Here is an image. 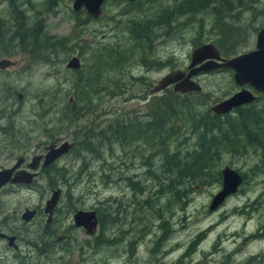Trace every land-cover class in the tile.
<instances>
[{
	"label": "rangeland",
	"instance_id": "374dc122",
	"mask_svg": "<svg viewBox=\"0 0 264 264\" xmlns=\"http://www.w3.org/2000/svg\"><path fill=\"white\" fill-rule=\"evenodd\" d=\"M16 1L18 5L21 1L20 6L24 9V13L31 16L29 21H32L37 10V15L49 34L64 36L69 41L78 38L75 39V44L81 47L84 55L77 57L80 68L75 72L66 68L65 62L71 56H77L79 49L77 46L67 57L59 56V60L54 58L30 61L25 56L16 53L6 56L0 54V59L9 58L15 62L13 66L0 71V112L3 113L1 107L5 105V109L8 106L13 108V111H9L13 114L8 120H5V116H0V127L2 125L3 128L18 130L21 138L17 133L15 139L17 138L18 144L28 143L31 150L40 148L42 144L55 137L68 139V142L73 143L69 153L55 163L56 167H63L67 171L70 186L67 193H65L67 188L65 190L58 186L62 191L55 205L53 222L49 225L55 234L50 238L53 243H47L46 252L37 253L34 243L39 241L38 235L44 234L45 215L41 210L45 199L50 195L46 180L48 176L38 175L30 187L6 184L0 188V232L12 233L17 237L16 250L5 247V242L0 240V264H122L123 259L126 260H124L125 264H160L161 261L164 264L173 262L176 264H264V172L254 173L252 171L253 164L260 162L262 156L258 150L248 148L234 154L220 153L218 171L227 165L241 175L242 182L237 192L226 197L216 209L209 211L208 204L211 197L220 189V180L201 187L193 185L192 190L185 197L186 204L182 209L179 205L172 203L171 214H168L165 209L162 210L170 221L168 222L170 236L164 244L159 245L155 253L149 252L148 249L152 245V233L158 232L157 225H154L152 232L140 239L131 231L124 237L125 240L128 237H136L134 257L128 258L122 250H116V255H110L109 252L113 246L107 250H101L90 245H82L80 250H73L75 246L83 243V240L90 241L89 236L81 228L72 224L71 214L73 212L93 210L105 199H110L111 207L115 209L117 203H113L112 200L115 198L120 201L118 216L121 215L124 207L125 222H131L133 219V215L129 213L131 206L126 205L131 203L129 200L131 192L125 186L124 177L138 179L144 186L149 183L150 179L145 177L146 167L143 164L148 152L145 143L128 144L125 147L109 142L110 148L105 147V144L99 147L97 152L99 157L94 159V154L74 147V139L71 135L88 130L87 136L90 138L86 141L96 144L91 139V136H94L93 133L98 131V128L95 130L94 128L103 124L108 118L114 115L118 117L136 115L143 118L149 100L160 94H151V86L155 85V82L168 69L172 71L188 65L190 52L195 48L190 44L193 33L187 31L181 38L176 37L165 41L156 37L151 54L156 58L155 62H163L165 66L158 67V63L153 62L148 64L151 58H145L147 55L143 50L141 53L143 64L133 61L121 71L101 69L99 72L101 78L97 79L98 82L104 83L119 76L125 83L114 90H101L95 94H88L90 100L87 105L89 107L71 115L70 119L73 123L67 127L62 123H57V117L66 116L65 112H68L70 105V107L83 105L81 102H76L77 92L72 84L75 83V76L82 75L81 78H83L88 75L86 57L93 48L98 47V44L112 40V33L123 34L121 27L123 25L121 23L116 25L115 22L119 17L120 7L119 5L116 7L113 1L107 0L101 5L98 18L93 19L89 16L91 20L74 26L70 13H79V18L84 15V10L73 11L71 9L72 0H59L50 12L42 11L41 14L39 9L42 0H30L31 6L24 4V0ZM261 7L264 8V0H258L255 6L257 9ZM8 12L7 0H0V19H4L6 24H11L13 20H10ZM204 17L205 28H208L209 17ZM249 17V11L241 14L239 24L243 25L248 22ZM263 20L257 15L254 18L255 26H262ZM252 24L254 25V22ZM253 37L254 35L247 47H242L239 52L253 47ZM84 48H87V51ZM134 77H142V79L133 80ZM194 80L201 87V91L206 94L208 107L238 89L233 82L231 72L225 69L199 73ZM4 88L7 89V93L3 91ZM11 89L19 91L22 98L17 100ZM55 127L58 128L55 129ZM52 133L54 134L51 135ZM4 138L10 137L0 132V140ZM23 138H28L26 144L22 141ZM179 145L182 153L188 148L186 143L181 141ZM172 146H174V141L170 144V148ZM26 149L28 151V148ZM5 153L0 143V162ZM157 156L159 155L146 160L150 163L148 167L154 170L156 175L161 170ZM89 175H91L90 178ZM104 175H107L106 177L111 181L104 183L103 180L106 178ZM118 178H120L119 181ZM151 182L145 186L147 190L142 191L138 196L139 199L145 197L149 189L157 188ZM163 200L164 198L160 197L161 204ZM252 201L254 202L251 203ZM105 205L108 203L106 202ZM26 207L38 209V214L29 222H22L20 215ZM71 207L74 210H71ZM143 212L150 222L158 223L152 213ZM139 214L138 211L134 216L137 217ZM128 226L129 224H125L123 228ZM96 231H98L97 226ZM105 233L109 236L114 235V231L110 229H107ZM197 234L202 237L194 245V249L181 257L178 263L176 261L178 256L186 250L192 240H196ZM57 236H62L58 242L55 241Z\"/></svg>",
	"mask_w": 264,
	"mask_h": 264
},
{
	"label": "trees",
	"instance_id": "16d2710c",
	"mask_svg": "<svg viewBox=\"0 0 264 264\" xmlns=\"http://www.w3.org/2000/svg\"><path fill=\"white\" fill-rule=\"evenodd\" d=\"M58 1L42 0L40 14L42 11L50 12ZM111 1L116 7L118 5L120 7V14L115 22L116 25L120 23L123 25L121 26L123 34L112 33V40L98 44V47L93 48L86 57L88 75L83 78H81L82 75L75 76V83L72 84L77 92L76 102H81L83 105H72V107L70 105L68 112H65L66 116L59 115L57 117V123H62L67 127L73 123L70 119L71 115L89 107L87 105L90 100L88 94H95L101 90H114L125 83L119 76L104 83L98 82L97 79L101 78L99 75L101 69L109 68L111 71H121L133 61L143 64L141 58L143 50L147 55L145 58H151L148 64L153 62L158 63V67L165 66L161 61V63L155 62L156 58L151 54L156 37L165 41L176 37L181 38L187 31H190L193 33L190 38L191 46L196 47L202 43L211 42L222 56L230 57L237 54L242 47H247L256 29L264 26V20L262 26H255L254 18L257 15L264 19V8H255L258 0ZM18 3L19 5L16 0H7L8 14L10 20H13L11 24H6L4 19H0V46L3 47V49L0 48V54L2 56L16 53L25 56L30 61L54 58L59 60V56L67 57L76 46L79 48L76 57L84 55L81 47L75 44V39L78 38L69 41L64 36L49 34L41 23L37 10L32 21H29L31 16L24 13V9L20 6L21 1ZM25 3L31 6L30 0H24ZM248 11L250 12L248 22L243 25L239 24L241 14ZM78 14L77 12L70 13V17L74 20V26L85 24L91 20L85 12L79 18ZM204 16L209 17L208 28H205ZM10 42L14 44V50H10ZM86 49L84 48V50ZM89 49L91 48L89 47ZM78 70L77 68L73 71L77 72ZM132 79L141 80L142 77ZM206 99L207 96L202 91L164 92L149 100L143 118L136 115L130 117L114 115L103 124L96 126L94 130L98 128V131L93 133L94 136H91L96 144L86 141L90 138L87 136L88 130L71 135L74 139V147L89 151L94 154V159L99 157L98 148L104 144L105 147L110 148L112 143L125 147L128 144L145 143L146 150L148 149L143 162L146 167L145 177L150 179L148 184L152 181L151 183L157 187L155 190L149 189L146 196L139 199L138 196L143 190H147L145 186L148 184L144 186L138 179L124 177L125 186L131 192L129 197L131 203L126 204L131 206L129 211L133 215L131 222H125L124 207L121 210V215L118 216L119 200L112 198L113 203H117L115 209H112L110 199H105L104 202L99 203L100 206L93 209L98 231L95 230L88 235L90 241L83 240V243L75 246L73 250H80L82 245H90L101 250H107L113 246L109 252L110 255H116V250H122L128 258L134 257L136 237H139L138 239L144 237L152 232L154 225H157L158 232L152 233V245L148 249L149 252L155 253L159 245L164 244L170 236L168 230L170 221L162 210L165 209L168 214H171L172 203L179 205L182 209L186 204L185 197L192 190L193 185L201 187L219 182L218 164L222 152L234 154L245 148L258 150L262 158L260 162L253 164L252 171L254 173L264 172V93L256 94L251 102L237 106L229 113L221 115L210 110ZM173 141L174 146L170 148ZM180 141L188 146L183 153L179 145ZM188 141L189 143H187ZM156 155H159L157 157L161 166L160 173L157 175L154 170L148 167L150 163L146 161ZM66 172L63 167H55L49 172V175L45 173L48 176L46 179L48 189L61 186L65 190L67 188L65 191L67 193L70 184ZM106 176L104 175V177ZM88 177L90 178L91 175ZM117 180L119 181L120 178ZM103 181L107 183L109 179L106 177ZM60 191H62L61 188ZM160 197L164 198L163 204L160 203ZM106 202L108 205H105ZM71 210L74 208L71 207ZM138 211L140 212L139 216H134ZM143 211H146V214L152 213L158 223L150 222ZM125 224H129V226L123 228ZM107 229L114 231V235L106 234ZM130 231L136 237H128L125 240L124 237ZM46 234L45 239L42 238L44 234L38 235L39 241L36 243H40L39 245L34 243L37 253L46 252L47 243H53L50 238L55 234V231H48ZM201 237L197 234L196 240H192L188 244L186 250L178 256L176 260L178 263L181 257L194 249V245ZM124 260H122V264H125L126 260ZM160 264H164V262L161 261ZM172 264H176V262Z\"/></svg>",
	"mask_w": 264,
	"mask_h": 264
},
{
	"label": "water",
	"instance_id": "95a60500",
	"mask_svg": "<svg viewBox=\"0 0 264 264\" xmlns=\"http://www.w3.org/2000/svg\"><path fill=\"white\" fill-rule=\"evenodd\" d=\"M105 0H72L71 9L78 11L83 9L84 12L95 19L101 13V5ZM131 2L132 0H126ZM8 59H0V68L11 65ZM80 66L79 59L71 56L65 62L68 69H77ZM214 68H228L232 71V79L236 85H248L254 92L264 93V27H259L254 33L253 47L247 51L240 52L231 57H221L218 50L210 42L200 44L190 52L187 71L175 69L163 74L152 87V92L157 93L167 86L172 85L173 91L185 93L189 91H201L199 84L191 79L196 73ZM17 99L22 97L21 93L14 91ZM255 94L246 88H241L229 96L221 99L210 106V110L215 114H224L237 106L251 102ZM71 143L66 140L58 146L49 144L45 147L46 152L43 154L42 165H46L56 159L59 155L67 151ZM40 155L33 156L30 160V168L35 167V163L40 159ZM220 189L211 197L208 204V210L216 209L226 197L234 194L242 182L241 175L229 166H223L220 171ZM11 169L0 170V187L7 183L29 184L32 182L33 174L25 172H16L10 176ZM60 194V188H55L50 192L49 197L44 201L43 211L47 213V220L57 202ZM33 215V210L25 209L20 217L23 221H28ZM72 224L81 228L85 234H91L96 230L97 220L94 210H76L71 214ZM4 236L10 244L13 236Z\"/></svg>",
	"mask_w": 264,
	"mask_h": 264
},
{
	"label": "flooded vegetation",
	"instance_id": "af4514ba",
	"mask_svg": "<svg viewBox=\"0 0 264 264\" xmlns=\"http://www.w3.org/2000/svg\"><path fill=\"white\" fill-rule=\"evenodd\" d=\"M264 27V26H263ZM255 33V32H254ZM254 35V34H253ZM254 38V37H253ZM9 45L11 46V49L10 50H14V44L13 43H9ZM0 48L3 49L2 46H0ZM240 53V52H239ZM221 57H224L220 54ZM234 56V55H233ZM231 57V56H230ZM227 58V57H225ZM1 59H8L10 60L9 58H1ZM12 63L11 65H8L4 68H0V71H3V70H6L7 68L11 67L14 65L15 62H13L12 60H10ZM80 68V66L78 67V69ZM168 69V68H167ZM176 69H180L182 70L183 72H186L187 71V65L185 67H179V68H176ZM220 69H225V70H229L232 74V71L228 68H214V69H211V70H205V71H213V70H220ZM74 70V69H72ZM175 70V69H173ZM170 69L167 70V72H169ZM205 71H200L198 73H196L194 76L191 77V79H196L198 77V74L199 73H203ZM166 73V72H165ZM156 83V82H155ZM235 84V83H234ZM154 85L151 86V92H152V87ZM238 87L237 90L241 89V88H246V89H249L251 90L255 95L258 94V92H254L248 85H236ZM236 90V91H237ZM3 91H6V93L8 92L7 89ZM3 91H1V93L3 94ZM14 91H17V90H13L11 89V92L12 94L15 96L14 94ZM168 91H173L172 89V85H169L167 86L165 89L157 92V93H164V92H168ZM19 92V91H17ZM20 93V92H19ZM4 95V94H3ZM22 95V94H21ZM16 98V96H15ZM22 98V97H21ZM20 98V99H21ZM17 99V98H16ZM20 99H17V100H20ZM6 107V105H5ZM5 107H1V110L3 111V113L0 112V116H5V120H8L11 115L13 114L12 112H9V111H13V108L9 107L7 109H5ZM234 109V108H233ZM231 109V110H233ZM230 110V111H231ZM230 111L226 112V113H229ZM225 113V114H226ZM0 132L2 133H5L6 136L8 135V137L10 138H4V139H1L0 140V143L1 145L3 146L4 150H5V156L2 158L1 162H0V170H5V169H11V174L10 176L12 177L16 172H25V173H30V174H33V180L38 177V175H43V174H47L49 175V172L54 169L56 166H55V163L58 161V159H60L62 156H64L65 154L69 153V151L72 149L73 147V143L72 142H68L69 140L68 139H61L59 137H55L47 142H45L44 144H42L40 146V148H37V149H33L31 150L29 148V144L27 143L28 141V138L27 139H24L22 141L25 142L26 145H19L18 142H17V138L15 139V136L17 135L18 133V137L20 136V133L18 130H14V129H7V128H3L2 125L0 127ZM23 137H25L23 135ZM20 138V137H19ZM21 139V138H20ZM67 141L68 143H71L70 146L67 148V151H65L64 153H62L61 155H59L56 159H54L53 161H51L50 163L46 164V165H42V162H43V159H42V156L43 154L46 152V149L45 147L49 144H53L55 147L58 146L61 142L63 141ZM23 147V149H22ZM28 148V151L27 149ZM36 155H40L41 158L38 159L36 161V163L34 164L35 167L34 168H30V160L33 156H36ZM7 161H10L11 163H6L4 164L3 162H7ZM33 182V181H32ZM10 184H13V183H7V185H10ZM6 185V184H5ZM15 186H27V187H30V184H19V183H14ZM1 188V187H0ZM54 190L53 188L50 189V192ZM46 200V199H45ZM57 203V202H56ZM55 203V205H56ZM55 205L53 206L52 210H51V213H50V218L49 220H47V213H45L43 211V209L41 210L42 213L45 215V222L43 224V230H44V235L42 236L43 239L46 238V233L48 231H52L53 229L49 227V225L51 224V222H53V217H54V211H55ZM25 209H29V210H33V215L32 217L28 220V221H22V222H29L31 219H33L34 216H36V214H38V209L36 208H24ZM21 219V218H20ZM0 233H3L4 235L6 236H13V240L11 241V243L9 244L7 239L4 237V236H0V240L4 241L5 242V247H11L13 250H16L17 249V244H16V236L12 233H6V232H0ZM88 235V234H87ZM62 236L60 237H55V241L58 242L60 239H61Z\"/></svg>",
	"mask_w": 264,
	"mask_h": 264
},
{
	"label": "bare ground",
	"instance_id": "6f19581e",
	"mask_svg": "<svg viewBox=\"0 0 264 264\" xmlns=\"http://www.w3.org/2000/svg\"><path fill=\"white\" fill-rule=\"evenodd\" d=\"M211 43V42H210ZM215 47V46H214ZM219 52V51H218ZM219 55H220V53H219ZM245 104H247V103H245ZM243 105V104H242ZM151 175V174H150ZM142 180V179H141ZM32 181H33V179H32ZM32 183V182H31ZM31 183H29V184H31ZM108 207V206H107ZM134 212V211H133ZM154 218V217H153Z\"/></svg>",
	"mask_w": 264,
	"mask_h": 264
}]
</instances>
